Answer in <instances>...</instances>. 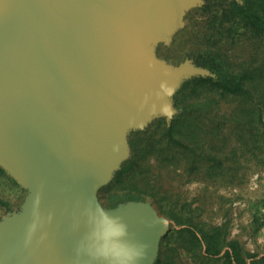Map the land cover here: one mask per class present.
I'll use <instances>...</instances> for the list:
<instances>
[{"label":"rangeland","instance_id":"rangeland-1","mask_svg":"<svg viewBox=\"0 0 264 264\" xmlns=\"http://www.w3.org/2000/svg\"><path fill=\"white\" fill-rule=\"evenodd\" d=\"M197 7L194 0H155V6L150 0H123L101 19H94L90 11L84 48L94 47L99 39L115 41L93 63L104 75L115 72L116 63L128 56L131 41L138 43L142 69L175 73L184 68L188 54L204 49L205 16ZM245 47L236 44L227 54L241 62L252 54ZM148 85L154 89L153 100L129 97L122 102L111 127L106 128L110 149L96 159L94 201L113 214L128 215L140 208L151 211L157 220L169 221L167 229L152 237L142 264H152L160 247L167 250L170 264H225L222 260L201 261L187 252L189 246H183L175 233L186 226L177 225L159 209L190 216L204 229L222 227L227 242H237L245 255L263 257L264 134L260 132L264 116L255 115V126L247 125L240 100L218 99L209 109L200 123L203 156H197L195 163L189 154L167 146L160 153L147 155L115 181L116 174L133 157L131 135L146 132L155 141L161 133L156 122L163 118V83L152 79ZM129 194L143 200L109 205L115 195ZM35 198L34 184L0 149V200L11 208L5 211L0 207V235L31 222ZM246 264H251V259L246 258Z\"/></svg>","mask_w":264,"mask_h":264},{"label":"water","instance_id":"water-1","mask_svg":"<svg viewBox=\"0 0 264 264\" xmlns=\"http://www.w3.org/2000/svg\"><path fill=\"white\" fill-rule=\"evenodd\" d=\"M121 1L0 0V149L34 184L41 217L53 215L42 229L47 239L38 243V232L29 248L23 245L28 225L1 234L0 264H85L74 246L84 230L81 206L95 202L96 159L110 149L106 128L129 97L153 100L148 82L165 86L185 68L142 69L133 41L115 72L93 66L115 41L84 48L89 12L101 19ZM119 216L147 248L169 226L147 209Z\"/></svg>","mask_w":264,"mask_h":264},{"label":"trees","instance_id":"trees-1","mask_svg":"<svg viewBox=\"0 0 264 264\" xmlns=\"http://www.w3.org/2000/svg\"><path fill=\"white\" fill-rule=\"evenodd\" d=\"M194 2L198 6L196 10L205 16L204 49L188 54L184 58L185 68L163 86L160 98L166 108L163 118L156 122L161 133L155 141L146 132L131 135L133 157L116 174L115 181L119 182L124 172L138 166L147 155L160 153L167 146L189 154L195 163L197 156H203L200 123L218 99L240 100L249 122L247 125L255 126V115L264 116V0ZM236 44L247 46L245 48L252 51L250 58L235 62L227 51ZM194 128L196 134L193 133ZM260 134H264V129ZM152 197L157 198L156 195ZM126 200L143 199L132 194L115 195L109 205L113 207ZM0 207L5 211L11 210L4 200H0ZM159 212L173 219L177 225L186 226L175 233L183 246H189L187 252L201 261L246 264L248 258L251 264L264 263V256L256 259L255 254L245 255L237 242H227L222 227L204 229L190 216L185 217L172 210L159 209ZM225 247L227 249L223 251ZM166 251L160 247L152 264H170L171 258Z\"/></svg>","mask_w":264,"mask_h":264},{"label":"clouds","instance_id":"clouds-1","mask_svg":"<svg viewBox=\"0 0 264 264\" xmlns=\"http://www.w3.org/2000/svg\"><path fill=\"white\" fill-rule=\"evenodd\" d=\"M39 204L37 195L32 206V219L23 238L25 248L33 245L38 232V243L48 237L42 229L45 223H51L53 215L49 213L46 220L42 218ZM80 217L84 230L74 246L77 259H83L85 264H142L146 259L147 245L134 240L123 218L114 215L102 203H85L81 206Z\"/></svg>","mask_w":264,"mask_h":264}]
</instances>
